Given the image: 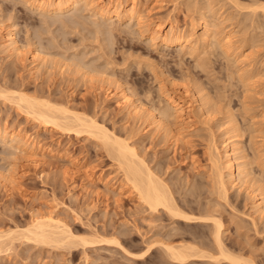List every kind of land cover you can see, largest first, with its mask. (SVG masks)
I'll return each instance as SVG.
<instances>
[{
  "label": "rangeland",
  "instance_id": "1",
  "mask_svg": "<svg viewBox=\"0 0 264 264\" xmlns=\"http://www.w3.org/2000/svg\"><path fill=\"white\" fill-rule=\"evenodd\" d=\"M90 1L47 12L38 0H0V90H7L0 95V264H231L197 256L172 260L165 244L220 255L212 221L153 212L128 185L120 186L123 170L103 140L43 126L11 98L13 91L95 118L109 136H131L183 211L220 219L225 249L264 264V213L254 209L264 192V0H128L136 3L133 18L101 16L99 8L111 0ZM169 20L181 43L153 34L155 24ZM10 33L19 55L7 51ZM34 54L43 59L37 70ZM117 88L165 130L147 129L119 106L107 94ZM193 94L208 106L203 116L194 108L189 119L173 102L191 104ZM231 118L238 137L227 133ZM12 132L38 141L36 150L19 149ZM229 136L256 181L229 184L224 197L212 159ZM222 162L228 179L225 156ZM99 175L113 178L116 188L95 180ZM47 213L68 226L70 242L26 239L27 228ZM114 238L121 247L109 242Z\"/></svg>",
  "mask_w": 264,
  "mask_h": 264
},
{
  "label": "bare ground",
  "instance_id": "2",
  "mask_svg": "<svg viewBox=\"0 0 264 264\" xmlns=\"http://www.w3.org/2000/svg\"><path fill=\"white\" fill-rule=\"evenodd\" d=\"M38 1H39L40 9L46 10L47 12L48 11L49 12H59V11L70 9L81 2L86 3L90 0H38ZM91 1L93 2L94 0H91ZM91 1L90 3H87V4H91ZM135 4H136L135 2H129L128 0L126 2H123L121 0H111L109 4L102 6V7L100 6L101 8H99L100 9L99 13L101 16H110L111 13H114V15L119 18L120 17L133 18L136 13ZM172 24H173V21L171 20L165 21L164 23L155 24L153 26V32H154L153 34L156 35L157 37H162L164 41H177L181 43V41H183L182 40L183 35L181 34V32H178V33L173 32ZM168 26H170L169 29H167ZM207 32H209L210 33V34L208 33L209 36L211 35L212 37V32L210 31H207ZM214 33L216 32L214 31ZM188 42L189 41H187V43ZM5 43H6L7 51L11 55L20 54L21 49L17 45V42L14 39V35L12 33L8 34V36H5ZM245 57L247 59L248 56L245 54ZM42 60L43 59H41L39 55L34 54L33 60H32V64H34V66L32 67V70H37L40 67ZM6 91L5 89L4 91L3 89H1L0 95L2 96L5 95ZM11 92L12 91H10V93ZM13 92H16V93H12L13 95L11 98H13L14 96L18 105H20V107H22L25 110L26 114L35 118L37 121L41 122L43 126L45 127L55 126V127H58L66 131L68 130L69 132H75L76 134H79L80 132H88L92 136L93 134L95 137L97 136L96 138L100 139L101 141L103 140L102 142L105 144V146H107L106 148L110 150L109 152H111L112 158H114L115 161L118 162L119 164L118 166L123 170V173H124L123 182L124 183L120 186L128 185L130 189H133L130 191H135V193L137 194V197L142 202H144L148 206V208L152 210L153 212H157L160 209H163L169 215H171L172 218L181 219V220H184L185 222H190V223L207 221V220L212 221L213 227H214V230H213L214 241L216 243V246H217V249L220 255H216L217 257H215V255L212 256V255H209L208 253H207L208 255L205 254L206 252L202 254L201 253L196 254L194 252L193 253L191 252V251H194V248L192 246L189 247L187 245L188 247L187 246L182 247L181 245V247L179 246L178 248H176L177 246L173 247L172 245H169V244H167L169 245L167 246L165 243H163L166 246L165 249H166V252H168V256L172 260L178 261V262H185L189 260V258H191L192 256L193 257L197 256L196 258H203V259L209 258V260L211 258V261L212 259L213 261L214 260L215 261L224 260L231 264H255V262L253 263L247 262L245 259H244L245 260V263H244V260L242 257H240L239 255L238 256L232 255V253L228 252L225 249L226 247L224 246L223 239H222L223 237L222 236L223 235L222 224L223 223L220 222V219L218 220L216 219V217H212V216H211L212 218L210 219V217L208 216L206 218L202 216L199 217L195 215H190L189 213H186L185 211H183L182 208H180V206H178V204L175 203L176 201H174L175 199L174 197H172L173 195L170 192V189H168L169 187L167 186V183H165L164 180L161 179L160 176L156 175L155 172L149 168L146 161L140 156L139 149H137L136 145L133 144L134 142L132 143L130 141L131 139L129 138L131 136L127 138L129 139L131 143L126 138L123 137L124 139H121V136L117 137L118 135L116 136L113 133H112L113 134L112 136H109L110 135V133L108 134L109 131L106 130L103 125L99 124L97 120H95V118L91 117L92 118L91 119L90 117H87V116H86L87 118H85L84 115L81 116L82 114L73 113V110L68 109L69 107L65 108L64 106H61L64 108L60 109L59 107L58 109L57 106L54 105L55 107H57L55 108L53 104L51 103L48 105L46 103L48 101L41 100L42 103H40V102H37L40 100L35 99L36 101H34L30 97L29 99L26 98V96L21 94V92L19 93L18 91H13ZM125 92L126 91H124L123 89L117 88L114 90H109L107 94L110 97H114L117 101V104L119 106L126 108L129 111L130 115L135 116L142 123H144L147 129L148 127L155 126L156 127L155 130H160V127L162 128V126L160 125V123H158L159 120L157 119L155 114L149 110H144V109L143 110L145 112H142V108H140V106L135 105L136 102L134 104V102L130 100V98L125 94ZM8 95H7V98H10V96ZM15 95H17V98ZM196 96H197L196 94L195 95L193 94V96L191 97L192 103L188 105L184 104L185 102L181 103V102H177L178 100L174 101L173 107L175 111L185 113L188 115L187 118L191 119L190 118L192 116L191 114L192 112L194 113L193 109L198 108L202 111L200 113H203L202 114L203 116L205 112H207L205 111L207 110L205 108L206 106H208V102L207 100L203 98L199 99ZM168 110L169 108L167 109V111L165 110L166 112H163V113H166L165 116L162 113L164 117L168 118V116L170 117L172 115V113H169ZM88 118L90 119L87 120ZM163 126H164V129L162 128V130H165V125ZM167 130L169 133L172 132V131L170 132L171 130L170 128ZM227 133L229 134L233 133L235 134V136L238 137V134H239L238 126L232 118H231V126L230 128H227ZM10 138H11V141L13 143L15 142L18 145L17 147L19 149H22L23 151L26 148L28 151H31L29 149L36 150V145L38 141L37 143L34 141H30L31 139L29 140L28 137L26 138L25 135L21 134V132H18L17 134L12 132V134L10 135ZM231 139H232V136L227 137V141H226L227 145L224 148V151L221 152L216 149L215 150L216 152H214L215 155L213 156L214 158L212 159L213 160L212 164H213V169H214V180L217 184V188L220 190L219 192L224 197H226L228 194L229 184L235 185V183L236 184L240 183L242 185H248L250 187V185L254 181H256L254 176H252L251 171H249V168H247L248 163L246 164V162H244L245 160L243 161V159L245 158V155L242 154L241 147L238 146L239 144L237 143V141H233ZM38 150H41V149H38ZM44 151L42 149L43 153ZM37 152H35V154ZM51 155H53V153ZM224 156L227 158L226 167H227V172H228V179H226L223 173L224 163L222 162V160ZM32 157L34 158V156ZM257 163H260V162L257 161ZM262 165H263V162H262ZM88 179L90 181L91 180L93 181L95 178L93 176H90ZM95 180H97L98 182L104 183L107 187L116 188L115 186H117L115 185V183L117 184V182L115 181H114L115 183L111 182L112 180H114L113 178L108 179L107 177H103V175L102 176L99 175V177L96 178ZM255 191H258V189H255ZM256 196L257 197H256V201L254 204V209L256 213L262 215L264 213V192H259ZM45 214L41 215L40 217L35 216L37 218L35 219V221L33 220L34 223L32 224L31 228L29 227L30 229L27 228L26 230V234H29L28 236L26 235L27 236L26 239L28 238L31 240L34 239L38 242H43V243L47 242V244L48 242L51 243L52 241L54 243L57 242V244L61 242H63L62 244H64V242L69 241L68 238L73 237L71 236L73 234H70V231L68 230L69 228L66 224L56 219L53 216V214H48V213L47 215ZM13 239L14 237H12V239L9 238L8 241L11 240L12 242ZM2 240L4 241V239ZM109 242H112L115 245L121 247V244L115 238L112 239V241L110 240ZM1 243L2 242H0V250H1ZM195 250L197 251L196 248Z\"/></svg>",
  "mask_w": 264,
  "mask_h": 264
}]
</instances>
